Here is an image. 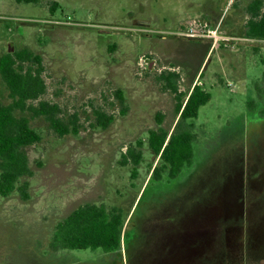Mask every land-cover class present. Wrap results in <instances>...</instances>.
<instances>
[{"label": "rangeland", "instance_id": "obj_1", "mask_svg": "<svg viewBox=\"0 0 264 264\" xmlns=\"http://www.w3.org/2000/svg\"><path fill=\"white\" fill-rule=\"evenodd\" d=\"M251 1L0 0V57L22 49L39 55L41 101L58 105L64 118L77 114L81 125L77 136L60 138L43 118L18 114L41 141L25 149L29 200L0 197V264H95L99 252L49 250L52 232L89 203L123 208L126 219L158 160L149 131L172 133L178 122L174 95L159 81L167 72L178 75L184 99L196 84L211 96L185 123L200 161L184 203L198 209L199 235L212 237L208 260L222 251L224 226L241 225L229 232L233 239L247 229L264 244V40L244 35ZM190 27H211L223 40L211 49L210 39L183 36ZM0 102H9L1 79ZM96 109L113 116L105 130L91 127ZM134 148L140 164L124 165L123 154Z\"/></svg>", "mask_w": 264, "mask_h": 264}, {"label": "trees", "instance_id": "obj_2", "mask_svg": "<svg viewBox=\"0 0 264 264\" xmlns=\"http://www.w3.org/2000/svg\"><path fill=\"white\" fill-rule=\"evenodd\" d=\"M16 3L34 4L37 0H14ZM52 5L50 8H52ZM264 0H252L247 8L244 35L253 40H264ZM44 66L39 55L22 49L0 57V79L8 91V103L0 102V197L16 194L22 201L29 200V179L33 171L29 166L25 149L41 141L40 135L30 126L29 119L18 115L31 113V118H43L58 136H77L81 129L77 114L62 116L58 105L41 101L46 92L43 79ZM175 73H163L159 81L165 90L174 95L175 113L178 122L172 133L159 127L149 131L147 145L152 154L159 158L154 177L161 174L178 173L191 164L192 144L196 137L185 123L198 116L199 109L211 99L201 85H195L190 94L177 93ZM120 105L125 100L121 91L114 92ZM36 103V104H34ZM91 127L107 129L113 116L102 110H93ZM158 125L162 116L157 119ZM141 160L136 148L129 149L123 156V164L137 167ZM124 216L118 209L108 210L94 204L80 205L58 222L48 243L51 251L112 252L119 249Z\"/></svg>", "mask_w": 264, "mask_h": 264}, {"label": "flooded vegetation", "instance_id": "obj_3", "mask_svg": "<svg viewBox=\"0 0 264 264\" xmlns=\"http://www.w3.org/2000/svg\"><path fill=\"white\" fill-rule=\"evenodd\" d=\"M199 158L200 154L193 152L191 164L174 175L164 172L160 179L154 177L155 168L159 163L158 158L145 186L129 209L126 219L123 217L119 249L99 252L92 259L93 262L95 264H199L201 258L207 260L206 264H248L250 260L264 264V244L255 240L253 236L249 238L246 234L247 229L243 238L239 237L236 240L229 236L231 230H241L239 224L228 226L229 228L222 227L224 236L222 251L217 256H213V260H208L212 256H210L212 237L205 238L207 236L205 232L199 235L198 209L196 206L193 207L191 202L184 203V200L187 201L189 198L185 196L193 187L191 182L197 176ZM104 207L108 210L118 209L124 216L123 208ZM210 231L212 233L213 228ZM61 252L72 254L70 251ZM88 262L82 260V264Z\"/></svg>", "mask_w": 264, "mask_h": 264}, {"label": "built area", "instance_id": "obj_4", "mask_svg": "<svg viewBox=\"0 0 264 264\" xmlns=\"http://www.w3.org/2000/svg\"><path fill=\"white\" fill-rule=\"evenodd\" d=\"M226 3H227V6H231L234 2V0H225ZM195 24V23H194ZM200 27V25H198ZM206 26V25H204ZM207 27V26H206ZM201 31V33H200ZM197 30V29H194L193 27H190L186 30V32L183 34L184 37H187V38H190V39H196V38H207V39H210L212 41V44H211V49H213L214 47H217L218 46V42L223 40L222 37H219L217 35H219V33H217V30L216 29H211V27L203 29L202 30ZM225 39V38H224ZM146 64L145 61L142 59L140 61V65H144ZM145 66V65H144ZM147 66V64H146Z\"/></svg>", "mask_w": 264, "mask_h": 264}, {"label": "crops", "instance_id": "obj_5", "mask_svg": "<svg viewBox=\"0 0 264 264\" xmlns=\"http://www.w3.org/2000/svg\"><path fill=\"white\" fill-rule=\"evenodd\" d=\"M203 16H205V17H207L205 14L204 15H202V17ZM207 20H208V18H206ZM212 21H214L213 19H212ZM184 22H186V21H184ZM210 26H212L211 24H210ZM224 33H225V31H224ZM224 38H226V37H224ZM227 39V38H226Z\"/></svg>", "mask_w": 264, "mask_h": 264}]
</instances>
